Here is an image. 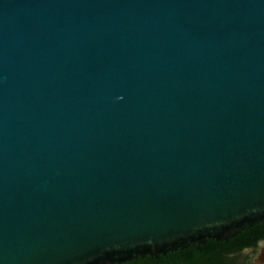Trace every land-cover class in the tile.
Wrapping results in <instances>:
<instances>
[{"label": "water", "instance_id": "95a60500", "mask_svg": "<svg viewBox=\"0 0 264 264\" xmlns=\"http://www.w3.org/2000/svg\"><path fill=\"white\" fill-rule=\"evenodd\" d=\"M260 224L264 0H0V264L159 259Z\"/></svg>", "mask_w": 264, "mask_h": 264}, {"label": "trees", "instance_id": "16d2710c", "mask_svg": "<svg viewBox=\"0 0 264 264\" xmlns=\"http://www.w3.org/2000/svg\"><path fill=\"white\" fill-rule=\"evenodd\" d=\"M260 241H264V225H256L245 230L229 242L210 240L200 249L190 246L186 250L169 253L167 257L161 256L159 260L148 257L147 261L139 260L136 264H238V256L246 249H256ZM246 264H251L248 259Z\"/></svg>", "mask_w": 264, "mask_h": 264}, {"label": "rangeland", "instance_id": "374dc122", "mask_svg": "<svg viewBox=\"0 0 264 264\" xmlns=\"http://www.w3.org/2000/svg\"><path fill=\"white\" fill-rule=\"evenodd\" d=\"M257 256H256V258H254L253 257V255H252V257L254 258H252L251 256H250V253L249 252H245V254H243V255H241V256H238V259H237V263L238 264H246L247 263V261H248V259H252L251 261L252 262H254V264H257V261H258V259H259V256H260V250H258V254H256ZM253 264V263H252Z\"/></svg>", "mask_w": 264, "mask_h": 264}, {"label": "flooded vegetation", "instance_id": "af4514ba", "mask_svg": "<svg viewBox=\"0 0 264 264\" xmlns=\"http://www.w3.org/2000/svg\"><path fill=\"white\" fill-rule=\"evenodd\" d=\"M246 250H252V252H250V256L252 257V255H253V257L256 258V256H257L256 254H258V250H259V248L257 247L256 249L251 248V249H246ZM246 250L242 253V255L245 254ZM240 256H241V255H240ZM148 257H149V256H147L146 258H138V259L133 260L132 262H127V263H125V264H136L135 262L139 261L140 259H141V260H144V261H147V260H148ZM253 257H252V258H253ZM254 258H253V259H254ZM159 259H160V258H159ZM159 259H156V260H159ZM251 260H252V259H250L251 264H252V263L254 264V262H252L253 260H252V261H251Z\"/></svg>", "mask_w": 264, "mask_h": 264}]
</instances>
